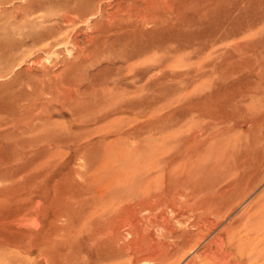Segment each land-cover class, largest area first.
<instances>
[{
  "label": "rangeland",
  "instance_id": "1",
  "mask_svg": "<svg viewBox=\"0 0 264 264\" xmlns=\"http://www.w3.org/2000/svg\"><path fill=\"white\" fill-rule=\"evenodd\" d=\"M263 202L264 0H0V264H264Z\"/></svg>",
  "mask_w": 264,
  "mask_h": 264
},
{
  "label": "bare ground",
  "instance_id": "2",
  "mask_svg": "<svg viewBox=\"0 0 264 264\" xmlns=\"http://www.w3.org/2000/svg\"><path fill=\"white\" fill-rule=\"evenodd\" d=\"M255 1V0H254ZM214 2V1H213ZM199 3V2H198ZM213 4V3H212ZM174 5V4H173ZM210 5V4H209ZM229 5V4H228ZM70 6V5H69ZM75 6V5H74ZM156 6V5H155ZM211 6V5H210ZM219 6V5H218ZM169 7V6H168ZM95 8V7H94ZM191 8V7H190ZM163 9V8H162ZM201 9V8H200ZM199 9V10H200ZM151 10V9H150ZM169 10V9H168ZM262 10V9H261ZM165 11V10H164ZM215 11V10H214ZM212 12V11H211ZM84 13V12H83ZM199 13V12H198ZM243 13V12H242ZM140 14V13H139ZM183 14V13H182ZM189 15V14H188ZM196 15V14H195ZM223 15V14H222ZM243 15V14H242ZM200 16V15H199ZM240 16V15H239ZM88 19V18H87ZM171 20V19H170ZM242 20V19H241ZM202 21V20H201ZM209 22V21H208ZM66 23V22H65ZM241 23V22H240ZM203 24V23H202ZM205 24V23H204ZM212 25V24H211ZM193 26V25H192ZM209 26V25H208ZM205 27V26H204ZM217 27V26H216ZM180 28V27H179ZM261 28V27H260ZM55 29V28H54ZM197 29V28H196ZM201 29V28H200ZM206 30V29H205ZM219 32V31H218ZM184 33V32H183ZM59 34V33H58ZM213 34V33H212ZM222 34H223V32H222ZM252 34H254V33H252ZM64 36H65V34H63ZM180 35V34H179ZM60 37V36H59ZM58 37V38H59ZM63 37V36H62ZM233 37V36H232ZM205 38V37H204ZM160 39V38H159ZM213 40H215V39H213ZM52 41V40H51ZM209 41V40H208ZM78 44V43H77ZM206 48V47H205ZM247 49V48H246ZM10 58V55L9 56H7L5 59L6 60H8ZM263 59V58H262ZM247 60V59H246ZM256 60V59H255ZM254 62V61H253ZM249 63H251V62H249ZM234 67V66H233ZM263 68V67H262ZM219 70V69H218ZM225 71V70H224ZM223 71V72H224ZM226 74V73H225ZM224 75V74H223ZM210 84H211V82H210ZM249 87V86H248ZM252 90V89H251ZM228 91V90H227ZM223 94V93H222ZM238 96V95H237ZM222 99V98H221ZM213 101V100H212ZM136 102V101H135ZM230 102V101H229ZM214 103V102H213ZM210 104V103H209ZM217 104V103H216ZM205 105V104H204ZM219 105V104H218ZM205 107V106H204ZM213 107V106H212ZM222 122V121H221ZM106 152V151H105ZM137 152V151H136ZM128 153V152H127ZM135 153V152H134ZM138 153V152H137ZM118 155V154H117ZM250 156V155H249ZM222 158H224V157H222ZM111 159V158H110ZM246 160V159H245ZM202 162V161H201ZM250 162V161H249ZM106 163V162H105ZM28 165V164H27ZM111 167V166H110ZM124 167V166H123ZM29 170V169H28ZM227 171V170H226ZM233 171V170H232ZM241 172V171H240ZM80 175H81V172H80ZM223 175V174H222ZM221 175V176H222ZM216 176H217V174H216ZM106 177V176H105ZM204 177V176H203ZM211 177V176H210ZM26 178V177H25ZM29 178V177H28ZM205 178V177H204ZM24 180H26V179H24ZM45 180H46V178H45ZM17 181V180H16ZM36 181V180H35ZM21 182V181H20ZM46 182V181H45ZM23 183V182H22ZM72 184V183H71ZM25 186V185H24ZM203 187H204V185H203ZM21 192V191H20ZM38 199V198H37ZM4 201V200H3ZM7 202V201H6ZM115 203V202H114ZM264 203V202H263ZM1 205V204H0ZM263 205V204H262ZM68 206V205H67ZM66 208V207H65ZM254 221V220H253ZM258 223V222H257ZM3 224V223H2ZM4 225V224H3ZM262 226V225H261ZM55 227V226H54ZM264 228V227H263ZM70 231V230H69ZM63 232V231H62ZM69 233V232H68ZM66 234H67V232H66ZM99 235V234H98ZM55 236V235H54ZM105 236V235H104ZM28 237V236H27ZM30 237V236H29ZM44 237V236H43ZM103 238V237H102ZM45 239V238H44ZM55 239V238H54ZM15 244H13V246H14ZM54 245V244H53ZM16 247H17V245H16ZM182 248H183V246H182ZM26 249V248H25ZM45 249V248H44ZM219 249V248H218ZM246 251V250H245ZM16 252V251H15ZM216 254V253H215ZM220 254V253H219ZM219 254H216V256H217V261L219 262V263H222L223 262V259L221 258V256H219ZM224 254H222V256H223Z\"/></svg>",
  "mask_w": 264,
  "mask_h": 264
}]
</instances>
